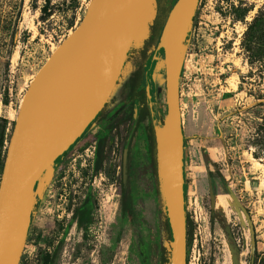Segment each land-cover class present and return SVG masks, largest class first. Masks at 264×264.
I'll list each match as a JSON object with an SVG mask.
<instances>
[{
  "label": "rangeland",
  "instance_id": "374dc122",
  "mask_svg": "<svg viewBox=\"0 0 264 264\" xmlns=\"http://www.w3.org/2000/svg\"><path fill=\"white\" fill-rule=\"evenodd\" d=\"M46 1L0 0V125L5 124L6 148L27 88L80 24L91 0ZM161 1L164 20L167 0ZM239 4L249 8L242 21L235 18ZM263 4L264 0H199L190 34L181 43L182 128L187 142L192 129H209L200 136L211 148V194L206 185L193 181L191 165L185 174V215L191 229L186 264H251L255 250L264 254V146L258 136L264 130V68L249 66L240 48L246 24ZM145 40L131 45L99 117L39 181V199L35 198L18 264H43L51 254L52 264H160V249L172 250L163 228V202L156 195L145 122L125 147L137 105L128 92L139 88L141 79L133 78L140 68L153 125L164 126V57L158 51L152 58L156 45L150 41L142 54ZM98 137L104 138L103 159L95 172L91 151ZM88 194L92 213L84 226H77L74 209ZM141 217L151 223L144 226ZM153 218L157 240L147 248L139 235L142 228L151 229Z\"/></svg>",
  "mask_w": 264,
  "mask_h": 264
},
{
  "label": "water",
  "instance_id": "95a60500",
  "mask_svg": "<svg viewBox=\"0 0 264 264\" xmlns=\"http://www.w3.org/2000/svg\"><path fill=\"white\" fill-rule=\"evenodd\" d=\"M199 0H176L152 58L162 51L166 115L154 126L156 175L171 248L167 264H186L184 134L179 103L183 42ZM144 0H91L77 28L27 88L0 176V264H18L38 183L94 122L126 62ZM146 97L149 95L146 87ZM162 134L159 148L158 133ZM125 151V148H124ZM127 153L123 152V179ZM38 200V199H37Z\"/></svg>",
  "mask_w": 264,
  "mask_h": 264
},
{
  "label": "trees",
  "instance_id": "16d2710c",
  "mask_svg": "<svg viewBox=\"0 0 264 264\" xmlns=\"http://www.w3.org/2000/svg\"><path fill=\"white\" fill-rule=\"evenodd\" d=\"M176 0H167L166 4V16L168 12L170 11L171 7L173 6L174 2ZM46 4L48 1H46ZM156 2V14L155 18L153 19L152 24L149 27L150 35L145 40L143 44V48L141 50L142 54H145L148 50V43L149 41L152 42V45H156L162 26L165 22L164 20H161V14L163 12V6L164 2L161 0H155ZM248 7H242L239 6L236 8L237 20H243L246 13L248 12ZM16 22L12 24L15 27ZM192 27V26H191ZM191 27L189 28V33L186 35V38L189 36ZM185 38V39H186ZM240 48L243 50L245 54V59L249 66L253 67L255 65H258L259 68L262 70L264 68V4L257 10L255 15L252 17V19L246 24V28L242 34V38L240 41ZM138 76L139 79H141L139 88L134 92L133 88H130L128 92V98L130 99V102H132L133 97L135 96L137 98V105H136V113L134 118V123L132 125L131 131L128 135L127 142L125 144V147L129 148L131 140L133 139V135L135 134V131L140 123L145 122L148 130H149V137L151 141V162H152V169L154 175H156V144H155V137H154V125L152 122V115L151 110L148 105V100L146 97V85L143 83V76H144V69L140 68L137 71H135L134 78ZM131 78V79H132ZM133 103V102H132ZM101 113V111H100ZM100 113L96 118L99 117ZM4 123V121H3ZM262 129H260L258 132L259 136V142L261 145L264 146V130L261 132ZM5 124L0 125V176L3 168V163L5 159L6 154V147H5ZM103 146H104V138L98 137L96 140V151H95V160L93 164V170L96 172L98 169H100L103 159ZM264 148V147H263ZM157 178V175H156ZM157 180V179H156ZM126 175L123 181L121 182V200L122 205L124 203L123 197L126 196ZM40 191L37 194V199H39ZM156 195L160 197V190H159V184L158 180L156 183ZM93 209V201L88 194L83 202L74 209L73 212V219L76 221L77 226H84L86 222L88 221ZM127 209H125L126 211ZM186 220V240H187V247L189 245L190 239V222L188 221L187 215H185ZM163 228L165 229V232L167 234L168 240L171 241V236L167 224L166 218L163 220ZM167 254L165 249H160V264H167ZM53 254L47 255L45 257V261L43 264H52ZM251 264H264V254L258 253L256 250L253 252V256L251 257Z\"/></svg>",
  "mask_w": 264,
  "mask_h": 264
},
{
  "label": "crops",
  "instance_id": "0c3cea01",
  "mask_svg": "<svg viewBox=\"0 0 264 264\" xmlns=\"http://www.w3.org/2000/svg\"><path fill=\"white\" fill-rule=\"evenodd\" d=\"M206 130V133H209V129H192V135L189 142L186 141V136L184 134V177L186 174V170L188 168L187 165L192 166V172L194 175L193 181L199 182V186L203 187V185H206V188L208 189L209 193L211 194V153L208 152L211 148L207 144H204L202 142L201 136H206V134L203 133V131ZM200 132L203 133V135L200 136ZM199 135V137L197 136ZM142 212L138 215L141 216ZM149 217L154 216L152 210L148 214ZM143 218V217H141ZM144 221L142 224L145 223H151V221L147 220L146 218H143ZM154 219V218H153ZM152 219V225L151 229L145 227L142 228V231L140 233V237L145 238L144 242H146V247L148 248L149 243L152 244L154 241L157 240V236L154 234V228H156L155 219ZM146 226V224L144 225ZM125 242V240H124ZM140 248H143L141 245Z\"/></svg>",
  "mask_w": 264,
  "mask_h": 264
},
{
  "label": "bare ground",
  "instance_id": "6f19581e",
  "mask_svg": "<svg viewBox=\"0 0 264 264\" xmlns=\"http://www.w3.org/2000/svg\"><path fill=\"white\" fill-rule=\"evenodd\" d=\"M155 0H144L133 34V45L140 46L149 34V27L156 14ZM55 49V48H54ZM53 51V50H52ZM156 63V62H155ZM159 148H162V134L158 133Z\"/></svg>",
  "mask_w": 264,
  "mask_h": 264
},
{
  "label": "built area",
  "instance_id": "2783aa9c",
  "mask_svg": "<svg viewBox=\"0 0 264 264\" xmlns=\"http://www.w3.org/2000/svg\"><path fill=\"white\" fill-rule=\"evenodd\" d=\"M96 143V142H95ZM95 143H94V145L92 146V151H91V154L93 153L94 155H95ZM85 199V198H84Z\"/></svg>",
  "mask_w": 264,
  "mask_h": 264
},
{
  "label": "flooded vegetation",
  "instance_id": "af4514ba",
  "mask_svg": "<svg viewBox=\"0 0 264 264\" xmlns=\"http://www.w3.org/2000/svg\"><path fill=\"white\" fill-rule=\"evenodd\" d=\"M147 87V86H146Z\"/></svg>",
  "mask_w": 264,
  "mask_h": 264
}]
</instances>
